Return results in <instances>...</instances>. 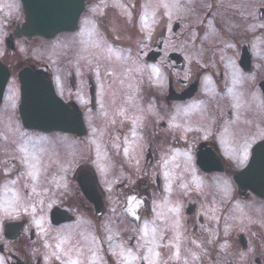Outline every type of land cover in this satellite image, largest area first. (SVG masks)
<instances>
[{
	"label": "flooded vegetation",
	"instance_id": "obj_1",
	"mask_svg": "<svg viewBox=\"0 0 264 264\" xmlns=\"http://www.w3.org/2000/svg\"><path fill=\"white\" fill-rule=\"evenodd\" d=\"M205 1L207 4H203L205 8L203 9V41L207 34L206 23L211 22V27L215 30L222 23L217 15H212V11H218L222 7V3L219 4L220 0ZM9 2L13 3L15 0H0V3L4 4H9ZM119 2L127 10L132 11V22H128L125 8L114 6L112 0H107V6H105L104 0H85L75 31L69 33L74 35L73 41L85 42L84 44L70 42L77 50L76 59L69 63L60 59L55 70L49 66L27 65L39 71L45 79L49 80L57 95L66 104L70 107L76 106L85 113L87 108L94 111L100 107L102 99L104 109L114 107L120 111L124 108L118 104V98L121 96L117 95L114 98L115 93L112 95L111 92L107 91L111 88L117 91L120 81L118 80V84L117 82H109L108 85L105 82L108 80H104V92L101 94L100 78L96 77L93 70L97 62L94 57L88 54L91 50H101L90 46L92 40L99 41L101 48L105 44L111 45L116 52H119L127 46V33L140 31L138 13L142 9L140 5L145 0H119ZM134 5L135 7H133ZM23 20V16L18 15L15 18L7 7L0 10V28L5 34V39L11 42L9 51H15L17 38H14V32L21 27ZM85 20L93 21L96 25L92 37H89L86 32L80 35L82 28H91V25L86 26L84 24ZM250 31L244 36L245 41L242 44H240L237 36L229 37L231 41L227 43V46L232 45V47L228 46L226 54L232 55L231 57L208 58L203 56V83L196 81V76L195 79H187L189 77L186 76V79H181L178 84H176L175 78L168 77L166 89L162 88L161 92L159 90L153 91L152 102L156 111L152 122L169 131L175 124L176 104L180 105L183 110H187L190 117H193L196 112L189 106L199 105L198 108L201 111L199 114L203 116V159L218 157L221 162L222 170L220 172L208 173L203 171L199 174V177H203V246H207L203 250V264H264V198L256 196L249 189L240 187L235 183V175L245 165L238 168L232 163L239 161V145L248 142L251 148L258 142L264 141L259 135V131L264 129V113L256 108L259 100L264 98V57L253 56L251 37L254 33ZM163 33L166 35V30H163ZM142 34L140 39L136 41L140 55L143 54ZM162 37L164 35H157L156 33L154 37L148 39L146 45H150L148 48L152 50L155 48L161 50L164 40ZM206 46L207 41H204L203 53L206 52ZM6 49L8 48L6 47ZM81 55L87 59L80 60ZM89 60L92 61L91 64H89ZM0 61L10 73L5 86L6 91L11 86L10 69L14 72L16 70L12 64L9 65L6 59L0 57ZM114 61L117 63V69H119L121 67L120 61H117L116 58ZM237 70L242 82L235 86L234 91L237 94L242 93V103L250 104V107L235 108L232 96L228 94V88L233 87V72ZM103 76L105 75L101 73L100 77ZM57 77H59V81ZM192 89H195V92L191 93L190 98L184 101L178 100L177 95H187L189 94L188 90ZM147 91L149 93V90L146 89L140 94ZM253 97L256 98L255 101H253ZM143 98L146 97H139V101ZM124 99L127 100V94L125 97L123 96ZM160 108L163 109L160 111ZM140 111L141 106L136 108V112ZM126 117L127 115L123 116L122 123L118 122L117 124L126 128L128 125ZM246 121L251 123H246ZM104 124L110 130L112 124L110 122ZM19 126H22L20 122L16 123L14 127L19 132L24 133ZM0 130L8 136V139L5 140L4 135H0V200L5 195L11 197L13 193H19L24 204L28 206L27 212L22 207L19 214L11 218H6L0 213V264H60V261L51 256V252L55 249L57 231L62 229H70L73 233L72 243L75 244L79 241L80 246L83 247L86 242L79 234L83 232L85 235H93L92 225L95 226V223L100 221L106 209L103 203L97 212L96 206L86 199L91 210L86 216L84 214L79 218L78 215V220H76L75 213L78 209L79 198L83 195H81V184L91 188V190L97 188L102 201L103 197L105 198L107 195L105 200L107 204L109 197H112L111 192L108 195L110 188H113L115 193H120V197L117 195L116 201L111 202L113 205L108 207L109 215L117 225L126 221L127 194L133 193L140 198L145 191L156 193L161 188L160 156L157 148L152 155L147 149L142 166L134 178H129L128 174H123L113 178L109 183L101 185L93 171L89 169L80 170L77 146H75L77 142L73 143L71 139L62 136L53 138L54 134H43L39 131L30 130L28 133H24L25 139L31 138L33 135L26 147L28 152L40 162L39 178L37 181H32L26 175H22L26 171V167L20 162L21 153L18 151L17 144L13 143L14 140L19 139V136H13V133L5 127L0 128ZM206 136L207 139H205ZM167 137L169 138V136ZM228 144L236 145V147L229 149ZM168 146L175 149L176 142L169 143ZM147 148H149V144ZM205 151L209 153H204ZM109 152L111 153L112 150L110 149ZM107 156L113 159L110 162L114 167H119L123 171L116 156L113 158L108 153ZM249 158L250 154H248L246 163ZM208 166L212 165L209 164ZM181 178L186 179L185 176ZM214 178H217V184H214ZM11 181H17V183L12 184ZM225 182L227 190H225ZM175 183L177 182L174 181ZM33 184L36 186V192L39 195L31 191ZM65 184L67 187H64ZM5 185L9 189L7 193H5ZM162 187L164 188V185ZM41 199L45 201L43 211H41L39 204ZM50 200L55 201V203L49 210L46 204ZM33 204L36 206L37 218L40 215L46 216L44 228L47 235L32 222L31 205ZM189 204L186 203V210L189 207L193 210L194 206ZM84 228L85 230H83ZM122 233L124 234L123 231ZM105 234L101 231L97 236L100 250L103 246L105 248L110 247L111 244V242L108 245L105 243L108 242ZM102 235L103 237H101ZM139 235V232L136 235L131 234L135 240L139 239ZM210 240L211 243H209ZM45 243L50 247L46 248Z\"/></svg>",
	"mask_w": 264,
	"mask_h": 264
},
{
	"label": "rangeland",
	"instance_id": "obj_2",
	"mask_svg": "<svg viewBox=\"0 0 264 264\" xmlns=\"http://www.w3.org/2000/svg\"><path fill=\"white\" fill-rule=\"evenodd\" d=\"M9 3L14 5V8L11 9V14H13L15 18L18 15L22 17L23 10L20 1L15 0V2ZM144 3L145 2H142V5ZM221 3L222 7L218 11H212V15H217L222 21L218 29H213L211 27V22L206 23L207 34L205 35L204 41H207V49L205 53H203V9H205L203 4H207L205 0H180L182 7L179 10L173 11L170 21L166 15H163L164 10H160L156 17L157 23L153 26L151 38L157 33V35H164V37H162L164 40L161 56L155 63L149 62L146 58V54L152 49L148 48L150 45H146L148 39L145 38V33L140 31L137 33H127V46L119 52L121 57H130V59L127 62L121 60V67L119 69H117V63L114 61V55L111 57V60H108L104 58L108 55L106 52H102L101 50L87 51L89 56L96 59V62L99 61L100 72L102 74H104L106 67L110 70L114 69L113 76L100 77L99 83L101 85L104 80H108L105 82L109 85V82H117L118 84L120 81L117 91L113 90V88L107 91L111 92L112 95L115 93L114 98L117 95L121 96L118 98V104L124 107L123 116L127 115L126 119H128V125L125 128L121 124H117L118 122L122 123V119H124L123 116L118 114V109L114 107L104 109V106L101 107L100 104V107L94 111L87 108L86 113L83 112L87 129L85 136L77 138L72 135L60 133L55 135L54 133L52 137L62 136L71 139L73 143L77 142L76 145H74L77 146L80 170L89 169L93 171L101 185H105L113 178L120 177L123 174H128L129 178H134L137 171L139 172L142 166L144 154L147 149L150 155H152L156 152L157 148L160 154L159 177L161 184L159 193L145 191L141 196L139 195L140 198L133 193L131 195L127 194L126 207L134 208L140 219L136 220L125 211L126 221L121 225H117L109 215L108 207L113 205L117 199V195L120 197V193H115L114 189L110 188L108 190V195L111 192L112 197H109L108 204L105 202L107 195L105 198L103 197L106 212L101 217L100 221L95 223V226L92 225V236L97 237L101 231L108 236L109 233L104 227V225L107 224L112 229L113 239L109 241L111 245L123 244L135 252L137 250L136 246L140 241L139 239H133L131 234H138L139 229L147 222L149 228L156 227L158 231L163 232L164 239L161 241V244L170 245L174 242L175 235L170 227V221L173 218H178L180 221L179 232L181 233V259L179 261L175 259L169 260V254L172 251L170 247H162L158 249V251H161L163 259L168 260V264H183L185 259L188 260V264H203V250L207 247L203 246V177H199L200 171L195 165L193 151L196 141L203 138V116L199 114L201 111L198 107L191 108L196 114L190 117L188 111L186 112L180 105L176 104L177 112L174 118L175 124L172 130L169 131L152 122L154 112L156 111L152 102V97L153 91L159 90L161 92L162 88L166 89V80L168 77H172V79L175 78V82L178 84V81L186 79V76L189 77L187 79H195L196 76V81L203 83V56L208 58L231 57L232 55L226 54L228 51L227 43L231 41L229 37L232 38L237 36L240 44H242L243 41H245L244 36L251 30L252 33H254L251 37L253 56L264 57V27H261V25H264V0H220L219 4ZM175 23L179 25V28L175 33H172V27ZM163 30H166V35L163 33ZM141 33H143L142 40L144 41L142 45V55L138 53L139 47H137L136 44V41L141 37ZM4 36L5 34L2 33L0 28V57L6 59L9 65L12 64L15 70H18L17 68L25 64H34L37 65V67L49 66L55 70V66L58 65L60 59H64L67 63L76 59L77 50H75L74 45L70 44V42L74 40V35L69 33H61L48 41L41 38L16 39L15 51L6 49ZM65 45L70 46L65 47ZM213 47L217 49H211ZM153 50L157 49L155 48ZM172 53L182 55L185 62L183 68L179 69L173 61H169L168 57ZM8 55L10 56L8 57ZM133 61H138L141 66L156 65L161 69L163 74L162 78L159 81L154 76L150 78V69L143 73L126 72L127 68H134L136 66L132 63ZM10 71L12 76L10 81L11 86L4 92L0 104V128H9L7 126H10L15 129L14 126H16V123L20 122L17 113L19 89L18 82L15 79L16 71L14 72L12 69H10ZM121 81H123V83H121ZM129 85H131V87H129ZM146 89L149 90V93L147 91L140 94ZM137 90H140V92H137ZM126 94L127 100H123V96L125 97ZM142 96H145L147 99L143 98L139 101V97ZM139 106H141V111L136 112V108ZM162 109L163 108H160V111ZM104 113H108V116L104 115ZM135 116L141 117V119L137 121L136 125H133L132 121L135 119ZM113 120L115 123H112ZM105 122H110L112 124L110 130L106 127V124H104ZM5 124L7 125L5 126ZM177 125L179 127H177ZM133 127H135L137 132L136 137L132 136ZM19 128L24 131V133L30 131L22 126H19ZM186 129L191 130L186 131ZM0 134L4 135L2 130H0ZM13 136H18V134ZM167 136H169V138ZM37 137L40 138L39 136ZM141 137L142 139H140ZM31 138H33V135ZM125 139L128 141L127 144L125 143ZM93 140L96 141V144L92 143ZM175 142V149L168 146L169 143ZM97 144L99 145L101 153L99 163L104 166L105 171H101L100 168L97 167ZM108 144L109 146H107ZM148 144L149 148H147ZM227 146L229 149L236 147V145L229 144ZM240 146L241 145H239V148ZM125 147H129V155L127 156L124 155ZM228 148L225 149L228 150ZM110 149L112 150L111 153L109 152ZM185 152L191 155L192 159L190 162L184 155ZM107 153L108 155H112L113 158L115 156L117 157L123 171H121L119 167L113 166L110 162L113 159L108 157ZM245 162L246 160L243 163L239 161H234L232 163L234 166L237 165L240 167L244 165ZM165 173H167V175H165ZM183 176H185L186 179L181 178ZM174 181L178 184H174ZM213 181L214 184H217V178H214ZM197 183L200 185L199 188L197 187ZM163 185L164 188L162 187ZM185 185L187 187H184ZM169 187L171 191H168ZM82 196L79 198L78 209L75 213L76 220H78V215L79 218L84 214L86 216L91 210V206L86 198ZM132 197H135L139 203L134 204L131 201ZM186 203H190L189 205L194 206V213L192 209L186 212ZM174 207L179 208L178 217L176 214L169 211V209ZM157 213H162L168 219H158ZM90 214L91 212L89 215ZM83 230H85V228ZM101 237H103V235ZM193 241H195V243H193ZM48 242H50V240H48ZM109 250L111 251V249ZM191 253H195L199 258L194 260ZM99 256L102 257V259L97 261V264H107L103 251H99ZM114 259V264H117V258L114 257ZM134 264H144V262L136 261Z\"/></svg>",
	"mask_w": 264,
	"mask_h": 264
},
{
	"label": "snow or ice",
	"instance_id": "obj_3",
	"mask_svg": "<svg viewBox=\"0 0 264 264\" xmlns=\"http://www.w3.org/2000/svg\"><path fill=\"white\" fill-rule=\"evenodd\" d=\"M105 6H107V0H104ZM112 3L116 7L125 8L123 4L119 2V0H112ZM5 7L8 9H13L14 5L4 4L0 3V10H3ZM135 7V5L133 6ZM142 8V11L138 13L139 16V25H140V31L145 33V38L151 39L153 26L157 23L156 17L157 14L160 12L161 9H163V15H166L168 17V20L170 21L173 15L174 10L181 9L182 5L180 4V0H145V3L143 5H140ZM95 11V10H94ZM125 12L127 15L128 22L133 21V13L132 11L127 10L125 8ZM10 14V13H9ZM84 24L91 25V28L84 27L82 28V31L80 35H83L85 32L89 37H92L95 30V23L90 20H85ZM261 27H264V25H261ZM73 43H79L84 44V41H73ZM70 45H65V47H68ZM90 46L96 49H101L102 52H106L108 55L105 56V59L111 60V57L114 55L117 61H124L127 62L130 57H121L119 52H116L111 45H104L103 48H101V43L96 40H92L90 42ZM229 47H232V45H228ZM86 50V49H85ZM80 60L87 59L85 56H80ZM89 64L92 63V61H88ZM79 63V61H78ZM133 64L136 66L134 68H127L126 72H139L143 73L146 70L150 69L149 75L151 77H155L158 81L162 78V72L159 67L156 65H144L141 66L138 61H133ZM234 67V65H233ZM95 72V75L97 78H100L101 72H100V66L99 61H97L96 67L93 69ZM104 75L111 77L114 75V69L110 70L109 68H105ZM57 80L59 81V77H57ZM210 81V78H209ZM241 77L238 74V70L233 72V78H232V84L233 87L228 88V94L232 96V99L234 101L233 106L237 109H240L242 107H250V104H244L242 103V93L237 94L234 91V88L237 84H240ZM123 83V81H121ZM131 87V85H129ZM207 90V89H206ZM101 94L104 92L103 84H101L100 88ZM131 98V97H130ZM255 97H253V101H255ZM103 101H101V107H103ZM190 108H196L199 107V105H191ZM256 108L261 112L264 113V98H261L259 100V103L256 104ZM187 112V110H186ZM119 115H124V110L121 109L118 113ZM104 115H107V113H104ZM141 117H136L133 119L132 123L133 125H136L137 121L140 120ZM112 123H115L113 120ZM246 123H251L250 121H246ZM177 127H179L177 125ZM191 129H186V131H190ZM8 131L13 133V135L19 136L18 140H14L13 143L17 144L18 151L21 153L19 156L20 162L22 165L26 167V171L22 173V175H26L29 177L32 181H37L39 178V160L37 158L30 154L28 152V149L26 145L31 141V138L25 139V134L23 132H19L18 129H13L9 126ZM95 131V130H94ZM2 135V134H0ZM259 135L262 139H264V129H261L259 131ZM132 136L136 137L137 132L135 127L132 129ZM3 138L5 140L8 139L7 135H4ZM142 139V137L140 138ZM207 139V136L205 137ZM93 144H96V141H92ZM125 143L127 144L128 141L125 139ZM130 147V145H129ZM129 147L124 148V155H129ZM227 154V152H226ZM249 154V143L245 142L243 145L240 146V156H239V162L243 163L245 160H247ZM96 155H97V167L100 168L101 171H105V168L102 164L99 163V160L101 158V153L99 149V145H96ZM184 155L187 157L188 161L190 162L192 157L189 153L185 152ZM235 155V153H233ZM167 175V173H165ZM12 184H16L17 181H11ZM199 183H197V187L199 188ZM5 193L9 191L8 186L5 185ZM64 187H67L65 184ZM184 187H187L186 185ZM225 190H227V185L225 182ZM31 191L33 193H36L39 195V193L36 192V186L33 184ZM168 191H171V188H168ZM131 201L134 204H138L139 202L136 200L135 197L131 198ZM55 201H48L46 204L47 209H52L53 204ZM39 204L41 205V211H43L45 206V201L41 199L39 201ZM24 208V211H28V206L24 204V201L22 200L19 193H13L11 197L8 195H5V197L0 200V213L3 214L6 218H11L13 216H16L19 214V210L21 208ZM31 211L33 214V223L37 228L41 230V232H44L45 235H47V231L44 228V224L46 221L45 215H40L38 218L36 217V206L33 204L31 205ZM125 211L129 213L132 217H134L136 220H139L140 217L132 207H126ZM170 212L176 214L178 217L179 214V208L174 207L169 209ZM214 211V210H213ZM157 218H163L168 219L165 217L162 213H157ZM215 218V217H214ZM168 226V225H166ZM106 231L109 233V235L106 237L108 241H112L113 235H112V229L109 227V225H104ZM170 227L172 231L175 233L174 235V242L170 245H163L161 244V241L164 239V234L162 231H158L156 227L149 228V224L147 222L144 223L143 227L139 229V241L140 243L137 244V250L134 252L131 248L126 247L123 244H117V245H111V254L112 256L117 258V264H134L136 261H143L144 264H168V260L163 259L161 251H158V249L162 247H170L172 251L169 254V260L175 259L179 261L181 259V233L179 232L180 228V221L178 218H173L170 221ZM80 237L86 242L83 247L80 246L79 241H77L75 244L72 243L73 240V233L70 229H62L58 230L56 234V243H55V249L51 252V256L55 257L56 260L60 261V264H97V261H100L102 257L99 256V246L97 242V237L92 235H85V233L81 232ZM212 241L210 240L209 243ZM195 243V241H193ZM46 248L50 247L47 243L44 245ZM86 250V251H85ZM142 250V251H141ZM192 258L198 259L199 257L196 256L195 253H191ZM183 264H188V260L185 259Z\"/></svg>",
	"mask_w": 264,
	"mask_h": 264
},
{
	"label": "water",
	"instance_id": "obj_4",
	"mask_svg": "<svg viewBox=\"0 0 264 264\" xmlns=\"http://www.w3.org/2000/svg\"><path fill=\"white\" fill-rule=\"evenodd\" d=\"M25 16L17 36L41 37L46 40L57 34L75 29L83 9L84 0H20ZM10 47V43L7 42ZM176 58V55L173 56ZM9 72L0 62V102ZM20 84L19 116L24 127L43 132L59 131L77 136L85 134L81 116L66 106L42 76L25 67L18 74ZM248 166L235 177L237 184L250 188L256 195L264 196V144L252 152ZM197 165L205 171L221 170L206 167L210 161L203 160V151L196 153ZM83 194L98 205L96 194L81 184Z\"/></svg>",
	"mask_w": 264,
	"mask_h": 264
}]
</instances>
